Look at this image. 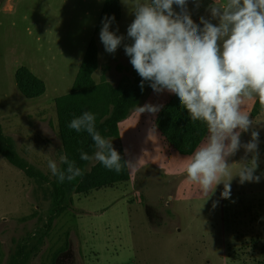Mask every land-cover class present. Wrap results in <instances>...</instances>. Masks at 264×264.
Returning <instances> with one entry per match:
<instances>
[{
  "label": "rangeland",
  "instance_id": "374dc122",
  "mask_svg": "<svg viewBox=\"0 0 264 264\" xmlns=\"http://www.w3.org/2000/svg\"><path fill=\"white\" fill-rule=\"evenodd\" d=\"M104 1L0 0V148L24 165L20 169L0 155V264H264V110L252 114L258 99L245 109L254 124L240 140L246 144L252 131L259 133L254 175L261 179L241 184L234 176L225 199L223 183L206 196L187 180L184 162L190 155L170 148L156 126L175 94L157 93L150 82L131 110L130 126L122 127L130 179L82 193L75 190L79 178L69 181L66 202L72 208L47 232L57 179L48 161L60 167L65 155L55 99L72 90L92 39L99 51L95 83L116 87L124 76L134 80L138 74L123 44L109 54L95 32ZM198 3L187 0L199 25L202 16L211 19L213 0ZM121 8V20L110 31L118 28L116 34L130 44L134 0H121ZM21 66L45 81L42 96L28 99L20 92L15 75ZM83 96L76 106L81 115L103 105ZM146 105L158 110L141 112ZM107 111L111 115L112 106ZM119 140L112 139L117 151L123 149ZM252 155L241 147L229 157L233 174ZM86 171L105 181L114 175L94 159Z\"/></svg>",
  "mask_w": 264,
  "mask_h": 264
},
{
  "label": "clouds",
  "instance_id": "9594fccd",
  "mask_svg": "<svg viewBox=\"0 0 264 264\" xmlns=\"http://www.w3.org/2000/svg\"><path fill=\"white\" fill-rule=\"evenodd\" d=\"M173 5L179 7L176 12ZM199 6L197 0V7ZM134 20L126 37L110 31L115 17L105 16L100 40L109 54L123 44L125 54L144 82L157 93L167 90L178 96L192 122L207 129L206 140L185 160L187 180L208 195L223 183L222 198L230 197V182L239 176L240 183L259 182L254 175L258 167L259 133L251 132V141L241 144L242 132L254 122L246 107L259 100L264 109V0H222L209 6L211 19L200 18L198 25L187 10V0H134ZM218 20V23H213ZM202 25V27L200 26ZM157 111L146 105L140 111ZM68 128L91 136L95 152L80 153L82 161L95 160L106 169L120 173L128 165L96 128V117L90 111L73 118ZM243 147L252 159L241 165L236 174L228 158ZM59 163L48 161V168L60 183L83 176L74 160L61 155ZM172 196H169V200Z\"/></svg>",
  "mask_w": 264,
  "mask_h": 264
},
{
  "label": "trees",
  "instance_id": "16d2710c",
  "mask_svg": "<svg viewBox=\"0 0 264 264\" xmlns=\"http://www.w3.org/2000/svg\"><path fill=\"white\" fill-rule=\"evenodd\" d=\"M105 16L115 17L112 25L118 23L122 17L121 0L104 1L96 26V33L101 31V21ZM98 54V45L95 39H92L87 46L72 90L55 99L59 118V132L63 140L65 155H67L69 160H74L76 166L80 167L84 173L82 177H78L80 181L75 188L77 193L88 192L91 189L110 186L115 182L130 179L128 165L119 174L114 170H108L114 175L111 180L107 181L92 178L91 174L87 173L86 166L90 161H82L80 153L86 152L89 156H93L96 150L94 142L86 132H76L68 128V124L73 118L81 116V112L76 106L81 102L83 95L91 98L96 103H103L98 111H93L96 117V128L102 136L112 140L120 139L119 124L126 120L130 116L131 110L140 104L141 98L145 96L149 87V82L145 81L144 88L141 90L140 83L142 78L138 74L134 80L124 76L116 87L110 86L107 88L105 85L95 83L93 74L99 66ZM15 79L18 89L28 99L38 98L46 92L45 81L27 66H21L17 70ZM111 106L113 113L108 116L109 112L107 109ZM263 110L259 100H257L252 114L258 115ZM82 111L84 110L82 109ZM106 116L108 117L102 121ZM156 126L169 147L182 155H191L202 144L208 134L206 127L202 123L190 120L186 109L182 108L176 95L169 100L159 113L156 119ZM118 152L122 161L127 162L124 150L120 148ZM0 155L12 165L20 169L24 168V165L19 160L10 153L2 151L1 148ZM66 167L63 164L60 166L62 169ZM68 184V180L60 183L58 179H55L53 182L55 206L48 219L47 232L52 230L55 220L64 210L72 208V205L66 202Z\"/></svg>",
  "mask_w": 264,
  "mask_h": 264
},
{
  "label": "crops",
  "instance_id": "0c3cea01",
  "mask_svg": "<svg viewBox=\"0 0 264 264\" xmlns=\"http://www.w3.org/2000/svg\"><path fill=\"white\" fill-rule=\"evenodd\" d=\"M131 117L132 115L130 114V116L122 121L120 124H119V129H120V143H121V146L123 147V150H124V154H125V157H126V161L128 163V169H129V172H130V165H129V161H128V157H127V152H126V149H125V146H123V143H122V140H123V130H122V127L124 126L125 128H127L128 126H130V120H131ZM89 194V193H88Z\"/></svg>",
  "mask_w": 264,
  "mask_h": 264
}]
</instances>
